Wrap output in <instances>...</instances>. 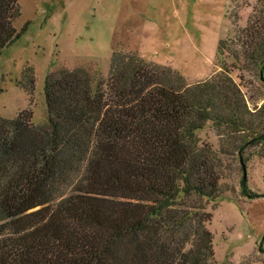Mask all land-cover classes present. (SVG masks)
Masks as SVG:
<instances>
[{
  "label": "trees",
  "instance_id": "1",
  "mask_svg": "<svg viewBox=\"0 0 264 264\" xmlns=\"http://www.w3.org/2000/svg\"><path fill=\"white\" fill-rule=\"evenodd\" d=\"M21 15L0 0V55L27 31ZM219 53L231 65L188 85L114 51L106 81L87 68L47 77L46 124L31 110L0 118V264H217L205 201L228 192L226 147L264 158V103L233 77L264 85V5ZM208 123L220 151L198 136Z\"/></svg>",
  "mask_w": 264,
  "mask_h": 264
},
{
  "label": "rangeland",
  "instance_id": "2",
  "mask_svg": "<svg viewBox=\"0 0 264 264\" xmlns=\"http://www.w3.org/2000/svg\"><path fill=\"white\" fill-rule=\"evenodd\" d=\"M18 2L22 15L15 27L19 32L27 24L28 28L0 55V118L14 120L20 112L31 110L36 126L48 120L45 83L50 74L87 68L106 81L114 51L169 67L188 85L210 79L225 60L232 63L231 58L220 56V43L231 46L238 29L246 28L254 10L264 5V0ZM233 77L251 107L264 103V85L251 74L236 71ZM198 136L220 151V129L208 123ZM226 149L223 185L228 192L205 201L213 216L209 230L215 261L264 264V158L250 151L244 163L232 145Z\"/></svg>",
  "mask_w": 264,
  "mask_h": 264
},
{
  "label": "water",
  "instance_id": "3",
  "mask_svg": "<svg viewBox=\"0 0 264 264\" xmlns=\"http://www.w3.org/2000/svg\"><path fill=\"white\" fill-rule=\"evenodd\" d=\"M244 177L246 178V169H245V167H244Z\"/></svg>",
  "mask_w": 264,
  "mask_h": 264
}]
</instances>
